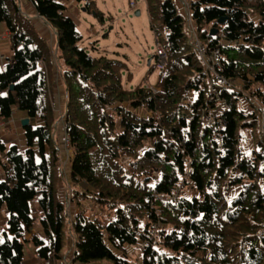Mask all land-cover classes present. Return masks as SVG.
Masks as SVG:
<instances>
[{
    "label": "trees",
    "instance_id": "obj_1",
    "mask_svg": "<svg viewBox=\"0 0 264 264\" xmlns=\"http://www.w3.org/2000/svg\"><path fill=\"white\" fill-rule=\"evenodd\" d=\"M29 1L53 29L55 52L18 0H0L12 52L0 69V117L17 108L40 121L23 127L24 149L0 139V210L7 213L0 264H21L35 221L42 237L32 242L46 264H64L66 223L71 260L82 264H128L124 246L137 243L138 264H264V0H185L199 41L206 53L219 51L231 86L211 80L190 43L184 3L145 0L165 63L152 87L141 81L132 90L122 84L123 62L79 46L62 1ZM86 8L98 12L91 1ZM56 53L67 181L78 185L65 198L49 85ZM68 197L75 201L70 218ZM85 200L106 208L105 216L86 215Z\"/></svg>",
    "mask_w": 264,
    "mask_h": 264
},
{
    "label": "rangeland",
    "instance_id": "obj_2",
    "mask_svg": "<svg viewBox=\"0 0 264 264\" xmlns=\"http://www.w3.org/2000/svg\"><path fill=\"white\" fill-rule=\"evenodd\" d=\"M65 6V13L74 21L76 24L77 30L82 36V40L79 43V46L83 47L85 51L92 56L105 55L110 58H114L123 62L126 65V69L122 70V84L123 87L132 90L136 85L141 81L145 82L147 87H152L157 75L160 71L159 64L155 58H150L151 53H155L157 45L160 46L161 41H158V37L154 35L150 27V22L146 10L145 0H60ZM91 1L94 5V8L98 11L97 14H94L93 11L89 12L86 8V3ZM177 7H179V1L175 0ZM138 10V14L135 12ZM181 12V11H180ZM27 15V14H26ZM28 16V15H27ZM29 19L34 23L35 19ZM41 21V22H40ZM4 25L3 23H0ZM41 26L42 29H41ZM193 26V25H192ZM51 29L47 30L46 29ZM36 28L38 32L43 36L47 33H54L53 29L49 27L42 19L36 21ZM194 28V27H193ZM46 31V32H45ZM51 37V36H50ZM49 38V37H48ZM47 43L51 46V49L55 52V47L53 46L52 39H47ZM202 43V42H201ZM11 51V50H10ZM12 53V52H11ZM150 59L149 64L147 63ZM54 60L56 65L59 68L63 67L62 59L60 58L59 53L54 54ZM152 68L150 71L149 69ZM59 71V70H58ZM53 70L51 68L49 85L50 88L53 87ZM60 73V72H58ZM255 87V85H254ZM240 107L246 106V102L241 104L238 101ZM254 106L258 104L254 101ZM250 107H248L249 109ZM63 110L55 109L57 122L56 126L64 123L63 121ZM21 111V110H20ZM140 113L145 114L144 110H140ZM57 132V131H56ZM54 131V135L56 134ZM64 135L63 133L59 134ZM262 140L264 139L261 134ZM57 141L59 152L62 161V180L58 183V193L61 195L66 194L71 196L70 190L77 189L78 185H70L67 181V167L69 165L68 154L63 148L60 147V142ZM67 143V140H64ZM64 143V145L66 144ZM68 148V144L64 147ZM71 156V151H70ZM4 178L3 172L0 173V180ZM68 201L66 198L65 206L67 211V218L73 214L75 201L73 203ZM73 205V206H72ZM86 210L85 214L90 216L93 213H98V217L101 219L107 213L106 208H99L96 205V202L93 200L82 201ZM7 219V213H6ZM6 219L2 224L0 223V231L6 229ZM68 224L64 226V231L66 235V244L62 250L65 260L64 264H82L79 262H73L70 257L71 252V235L68 230ZM68 240V241H67ZM124 253L126 254V259L128 264H138L139 263V245H130L124 246ZM30 246L28 244L24 245V254L25 256L29 254ZM120 251L116 250V254L121 256ZM27 257V256H26ZM90 264H111L110 260H100L97 262H91Z\"/></svg>",
    "mask_w": 264,
    "mask_h": 264
},
{
    "label": "crops",
    "instance_id": "obj_3",
    "mask_svg": "<svg viewBox=\"0 0 264 264\" xmlns=\"http://www.w3.org/2000/svg\"><path fill=\"white\" fill-rule=\"evenodd\" d=\"M23 12L30 16V18L39 21L41 18L36 15L32 4L29 0H18ZM41 22V21H40ZM1 23V22H0ZM46 39H52L53 42V35L54 33H47ZM51 36V37H50ZM49 37V38H48ZM12 59V53L9 47L8 41V31L6 30L5 25L0 24V69L4 67L5 64L9 63ZM52 70L53 72V87H51V99L54 106V110L58 109L59 111L65 107V87L60 77V73H58V67L55 63V60L52 61ZM50 68V71H51ZM27 117L26 113L23 111L18 110L17 108H13L10 117L8 118H1L0 117V139L4 141L6 146L16 144L19 146L20 149H24L26 146L24 135H23V126L21 125V119ZM30 123L35 126L40 123L39 120H32L29 118ZM56 126V125H55ZM56 134L54 135L55 139L60 142V147L63 148L68 154V158H70V149L69 147L65 149L64 147L67 143L64 141L66 139L65 133V126L64 123L57 125L55 127ZM63 133L64 135L59 134ZM64 143H66L64 145ZM38 158V157H37ZM5 157L4 153H0V173L3 172L1 164L4 163ZM38 209L36 206H32V217L35 218L37 216ZM6 219V211L4 209L0 210V223L2 224L5 222ZM34 237H42V229L37 221L34 222L32 227L30 228L29 232H27L24 236L26 240L25 244L30 246V252L25 256H23V260L21 264H46L45 261L40 260L36 255L35 246L32 242Z\"/></svg>",
    "mask_w": 264,
    "mask_h": 264
},
{
    "label": "built area",
    "instance_id": "obj_4",
    "mask_svg": "<svg viewBox=\"0 0 264 264\" xmlns=\"http://www.w3.org/2000/svg\"><path fill=\"white\" fill-rule=\"evenodd\" d=\"M184 3L185 7V14H186V25L189 31L190 35V43L195 47L197 50L205 69L210 73L211 80L221 86H231L229 83L220 73L221 71V61H220V54L217 49L210 51L209 53L205 52V47L201 44L199 41L197 34L194 31V28L192 26V22L190 20V15L188 11V4L185 0H181ZM150 58H155L157 63L159 64V67L162 68V66L165 63V54L163 49L157 45L155 53L150 54ZM223 122L222 120H218L216 123V128H213L212 131L215 132L216 129L222 127ZM218 136V133H214V137ZM67 140V137H66Z\"/></svg>",
    "mask_w": 264,
    "mask_h": 264
},
{
    "label": "water",
    "instance_id": "obj_5",
    "mask_svg": "<svg viewBox=\"0 0 264 264\" xmlns=\"http://www.w3.org/2000/svg\"><path fill=\"white\" fill-rule=\"evenodd\" d=\"M136 14H138V10L135 12ZM216 32L215 29H211L210 30V34H214ZM150 62V59H148L147 63L149 64ZM9 88L12 90L13 89V85H10ZM30 121H29V118L28 117H24L23 119H21V125L24 127L26 124H28Z\"/></svg>",
    "mask_w": 264,
    "mask_h": 264
}]
</instances>
